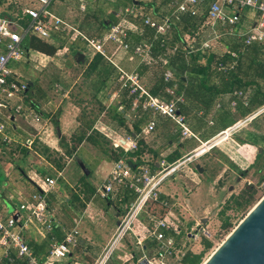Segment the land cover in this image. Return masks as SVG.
Instances as JSON below:
<instances>
[{
  "label": "crops",
  "instance_id": "0c3cea01",
  "mask_svg": "<svg viewBox=\"0 0 264 264\" xmlns=\"http://www.w3.org/2000/svg\"><path fill=\"white\" fill-rule=\"evenodd\" d=\"M67 3H72L73 12H77V15H73L72 19L75 28L60 30L61 33L53 31L48 39L30 34L56 47L61 44L57 54L48 56L30 50L26 51L22 61L9 64L13 75L12 80L25 83L29 89L28 95L22 93L6 99L0 94V103L5 104V107H0V123L5 126L4 133L0 134V170L5 176L0 174V210L5 218L15 213H21L24 216L27 223H22L15 231L21 234L23 242L30 249L32 256L41 264L45 262L51 246L62 241L65 232L71 230L78 231L76 246L64 259L49 264H93L104 249L111 245L120 220L135 199L134 192L126 188L119 189L118 194L109 196L108 199L99 196L98 189L107 182L115 162L111 157V151L121 149L127 153H134L127 160H120L131 164L133 169L140 164H145L151 173H155L163 164H171L169 163L170 159L179 157L177 162L181 161L182 158L190 155L199 143L207 141L220 131L243 121L261 107L248 110L254 97L259 98L260 94H264L263 82H260L262 89L258 92V88L251 85L236 87L227 78L196 76L183 71L182 76L185 81L180 88V90L182 89L180 94H176L177 88L179 90L176 76L173 77L171 83H166L167 86L172 85L174 95L167 94L165 89V93L171 97L170 101L181 97V101H175V106L194 134V137L190 138L181 137L178 127L171 120L153 114L149 110H142L140 107L133 108V97L126 89L121 88L117 80L119 69L128 73H137L142 86L149 92L162 73L163 81L166 71L173 73L169 66L162 70V66L166 62L160 64L159 58L153 55L154 41L160 34H156L151 27L145 25L144 19L150 18L159 21L158 16L161 15L164 16L163 18L171 17L170 19H172L181 13H176L175 7L171 3L165 4L162 0H132V4H126L125 0H61L55 2L52 0L49 10L57 17L65 18L64 8ZM38 4L37 0H0V16L20 21L27 15L26 9L37 8ZM104 5H107L108 12L115 10V15L121 16L117 23L126 20L135 24L134 16L126 14L125 10L134 8L136 15L141 14L143 10L145 16L141 24L149 28L153 40H149L145 36L144 27L135 24L137 29L128 31L125 39L128 45L127 49H122L109 42L105 45L104 51L109 64L114 58V53L108 51L107 47H117L120 53L117 56V60L120 59L118 64L112 63V65H116H113L117 70L115 77L107 74V70L111 68L107 64L103 74L83 78L81 73L86 68V63L91 62L98 53H94L80 35L88 38H100L112 25L100 36H97L98 33L95 32L90 33L95 35L94 37L78 30L77 26L81 21H84L85 14L83 12L87 6L97 8ZM106 14L101 17H106ZM239 15V22L233 27L234 34L232 35L228 34L227 27L221 26L219 23H216L214 28L206 25L205 18L198 30L193 32L194 34H184L183 49L195 48L215 34H221V36L219 40L212 42L210 50L219 52V54L225 50L221 45L224 38L243 43L242 35L254 25L257 14L252 10L242 9L239 11ZM189 29L187 28V30ZM62 33L70 36V42L73 43V73L75 72L73 79L66 77L64 65H57L58 70L62 72L61 75L64 76L54 79L57 82L55 83V92L50 93L43 86L45 81L42 82V80L45 77H39V80L35 81L23 80L18 77V69L23 63H31V55H36L39 59L38 67L40 68H46L48 62L53 61L52 57L58 56L62 61L67 62L71 54H66L65 50L62 51L64 46ZM135 37H140V40L136 41ZM138 45L150 46L151 53L146 57L134 54V49ZM257 45H259L258 50L263 65L264 44ZM1 52H3V48L0 46ZM227 53L231 52L227 50ZM80 54L84 56L83 62L77 61ZM42 57L50 58V60H42ZM199 63L206 65V62ZM234 66L235 62L230 65V68L232 69ZM243 67H247V65L244 64ZM217 70L226 71L221 63L217 64ZM54 81L50 79L49 83H54ZM245 81L248 83L250 78L246 77ZM235 92H240V94L236 95ZM150 95L165 100L160 96ZM26 99L31 100V104L28 103V105ZM126 100H131L128 112H125L123 108ZM32 103L36 107L33 108ZM177 103H180L179 107ZM18 106H21L20 112H16ZM119 112L124 114L130 129H132V123L140 121L138 135L129 134L116 124L115 116ZM34 115L38 116V121L35 120ZM261 115L264 113L238 127L229 139L218 147L193 161L186 162L173 173L171 176L173 181L179 183L183 181L184 190L182 189L181 192L178 190L175 197H171L159 189L160 201L156 202L158 206L151 211L148 207L137 217L132 224L131 232L114 245L105 264H138L143 258L156 260V264L160 263L157 258L160 242L154 237L148 236L154 230V225H150V217L163 219L170 226L169 229H159L166 239L172 241V255L167 257L170 259L169 261H173L177 250H180L177 237L182 229H185V226L190 227L191 222L201 221L203 224L207 223V227H209L211 222L206 218V214L220 203L219 197H222L231 178L236 177V183H244L246 175L251 173L250 170L258 166L256 161L259 159L263 161V164L258 166L257 170L258 172L264 170V117H261L260 121H256ZM152 119L155 122V128L145 135L143 130ZM53 120L58 123V127L53 124ZM78 137H84V140L68 158L67 152L70 151L73 143H77ZM131 139L141 143L135 150H127ZM117 142L121 143L122 147L116 148L114 143ZM21 149H25L26 152H22ZM16 150L22 155L21 157H17ZM60 165H62L61 170H58ZM197 166L202 169L201 172L196 169ZM187 172L193 177H189L188 181L184 179L187 175H183ZM46 178L55 180L53 187L46 185ZM204 179L206 182L202 187ZM22 180L32 186L27 195L21 194L22 192L19 195L18 190L20 191V189L9 185L11 181L19 184ZM60 180H63L68 188L64 196L56 193ZM231 190L232 188L229 191ZM35 193L46 195L47 215L55 224L49 233L45 232L44 228L35 220L28 218V213L34 203L32 196ZM204 195L209 196L210 202H205L202 199ZM16 196L19 197L16 198ZM235 198L233 195L230 201L225 202L224 208L227 207L230 210L234 207L235 210H240L235 206ZM162 202H165L166 206ZM21 205H26L27 209L20 210ZM174 207L181 209L185 217L175 214ZM138 239L141 241L140 245H136ZM120 241L123 248L114 254L113 251ZM127 244L134 245L136 251L125 249ZM139 250L140 254L137 255ZM139 255H141L140 258ZM16 260L28 264L27 259L17 256V249L10 247L7 250L0 245V264H5V262L14 264ZM162 262L164 264V261Z\"/></svg>",
  "mask_w": 264,
  "mask_h": 264
},
{
  "label": "built area",
  "instance_id": "2783aa9c",
  "mask_svg": "<svg viewBox=\"0 0 264 264\" xmlns=\"http://www.w3.org/2000/svg\"><path fill=\"white\" fill-rule=\"evenodd\" d=\"M38 7L26 9L25 13L30 17V23L23 27L17 20L9 18L7 16H0V46L3 48V52L0 53V94L6 99L22 94L27 89L25 83H18L12 80V71L9 68L10 63H17L21 61L26 51L22 47V40L27 34H35L43 39L51 37V33L55 30H72L65 25L61 18L57 17L50 12L49 7L52 0H37ZM201 3L207 4L206 25H210L211 28L215 27L216 23L228 28V34H234L235 25L239 22V11L242 9H249L257 14V20L254 25L242 35L243 43L246 47L253 44H264V0H171V4L175 7L176 13H183L192 6H196ZM193 11V10H192ZM194 12V11H193ZM126 14L135 16L136 11L134 8L125 10ZM144 24L151 27L156 34H165L171 25L169 17L162 19L161 21L152 20L150 18L144 19ZM137 26L126 20L112 25L106 34L100 38H88L80 35L85 44L94 52L106 57L104 51L105 45L109 42L118 45L122 49H127L128 45L125 39L128 35V31L136 30ZM227 34V32H226ZM221 34H215L203 41L198 50L206 51L212 48V42L220 39ZM176 48H173L175 51ZM188 53L195 51L193 48H186ZM151 53L150 46L138 45L134 49V54L138 56H147ZM232 57L236 54L231 52ZM109 60V59H108ZM264 67V62H263ZM174 74L171 71L164 73L165 83H171ZM118 82L121 88L126 89L128 93L133 97V108H141L142 110H149L153 114H158L171 120L179 129L181 137L190 138L194 137L189 127L185 122V118L178 113L175 106L177 101H181V97H177L175 100L165 101L151 96L142 86L140 77L137 73H128L119 69ZM166 93L173 96L174 89L172 85H168ZM239 95L240 92H235ZM176 101V102H175ZM0 107H5V104L0 103ZM21 106L16 108V112H20ZM264 113V104L257 109L254 113L246 117L243 121L234 124L233 126L220 131L211 139L201 142L200 145L192 151V155L186 159L185 162H190L210 152L212 149L218 147L221 143L229 139L231 134L238 129L241 125L253 120L256 116ZM36 121L38 116L34 115ZM155 128V122L152 119L146 128L143 130L145 135L152 132ZM5 126L0 123V134L4 133ZM137 142L130 140L127 150L137 149ZM116 148L122 147V144L114 143ZM126 149V148H124ZM185 162L174 164H163L161 168L155 173H151L148 166L140 164L133 169L131 164L124 160H118L114 162L110 171L107 182L98 189L99 196L103 199H108L109 196H113L119 193V189L126 188L132 190L135 194L134 201L126 209V212L120 220L114 239L109 247H106L101 256L93 264H105L110 257V252L114 245L121 239L125 238L129 232H131L133 222L144 212L152 203L160 201L159 187L168 178L173 175ZM45 183L49 187H53L55 180L46 178ZM258 189L263 191L264 195V181L259 185ZM33 206L28 213V218L35 220L49 233L54 227V221L47 215V202L46 195L43 193H35L32 196ZM166 206L165 202H162ZM26 205H21L20 210H26ZM150 221L153 222L154 230L148 235L154 237L160 242L157 258L159 264H163L167 257L172 255V241L166 239L159 229H169L170 226L163 219H156L150 217ZM27 223L24 216L21 213H15L10 217L5 218L0 210V245L7 250L10 247L17 249V256L19 258H25L28 264H41L38 263L31 254L28 246L23 242V238L20 233L15 229L19 228V225ZM78 231L71 230L65 232L63 240L59 243H54L46 257V260L42 264H49L61 261L71 253L73 247L76 246V235ZM141 241L136 240V245H140ZM148 260V259H147ZM149 264H156V260H148Z\"/></svg>",
  "mask_w": 264,
  "mask_h": 264
},
{
  "label": "trees",
  "instance_id": "16d2710c",
  "mask_svg": "<svg viewBox=\"0 0 264 264\" xmlns=\"http://www.w3.org/2000/svg\"><path fill=\"white\" fill-rule=\"evenodd\" d=\"M55 1H61V0H54ZM126 4H132V0H125ZM149 1V0H148ZM165 4L171 3V0H162ZM148 5V2L146 6ZM194 12H193V11ZM207 12V6L206 4H198L196 6H192L187 11L177 15L176 17H173L171 20V25L168 31L156 37V40L154 41L153 46V55L159 58V63L164 64L162 66V70L167 68L168 66L173 70L174 76H176V81L179 85V90L177 88L176 94H180V88H182V85L184 84L183 79V71L189 72L191 75L196 76H218L221 78H227L231 84H235L236 87L238 86H246L251 85L258 88V92L262 89L260 82L264 83V68L262 65V58L260 55V52L258 50L257 44H253L251 46H244L242 42L235 41L233 39H226L224 38L222 40L221 45L225 49L224 52H214L211 50L206 51H200L198 50L199 45L193 49L195 51L188 53L186 50L183 49L182 44H184L183 36L184 34H194L193 32L198 30L199 25L204 21L206 18ZM85 14L84 21H81L79 23V26H77V29L88 33L90 37L94 36L90 33L95 32L98 33L97 36L102 35V33L107 30L111 25L117 23L121 16L115 15L114 11H107V5H104L103 7H90L87 6L85 11L83 12ZM106 14V17L99 16ZM6 15V13H4ZM145 14L143 13V10L141 14H137L134 16L133 22L139 26L144 27L145 29V36L150 40L152 38V33L150 32L149 28L144 26L143 24V17ZM164 16H158L160 18L159 21H161ZM94 20H90V19ZM171 18V17H170ZM19 21V20H18ZM19 23L26 27L30 23V17L28 15H25L23 19L19 21ZM95 25V26H94ZM187 28H190L187 30ZM136 41L140 40V37H135ZM22 47L25 51H38L43 54H46L48 56H54L57 54L58 50L61 47L60 45L54 46L51 44L46 43L43 40L35 38L33 35L27 34L24 36L22 40ZM176 48L175 51H172L173 48ZM244 47V48H243ZM227 50L229 52H233L237 54L235 57H232L230 53H227ZM246 60H248L246 62ZM189 62V63H188ZM199 62H206L205 64H201ZM235 62V66L231 69L230 65ZM199 63V64H198ZM221 63L222 66L225 68V72L218 71L217 70V64ZM86 68H84V71H82L83 78H88L89 76L96 75V74H103L104 69L106 68L107 64L111 66L107 71V74L109 75H115L117 70L114 68V66L107 62V59L97 54L94 59L86 63ZM244 64L247 65V67H243ZM162 73V72H161ZM163 74V73H162ZM158 77V81L155 84L151 90H149V94H152L154 96H160L164 98L167 101H170L171 97H169L165 93V87H167V84L163 81V75ZM115 77V76H114ZM246 77L250 78V81L246 83L245 79ZM228 85V84H227ZM229 86V85H228ZM28 86L26 91L23 92V94L28 95ZM264 91V87H263ZM126 94V93H125ZM258 94V93H257ZM260 94V93H259ZM29 97V96H28ZM27 97V98H28ZM30 98V97H29ZM27 104H31V100L26 99L25 100ZM28 104V105H29ZM131 100L124 101V111L128 112L130 108ZM264 104V94H260L259 98L256 96L254 97V100L251 102L250 107L248 110L256 109L259 106H262ZM177 106H180V103H177ZM32 107H36L34 103H32ZM115 121L116 124L123 128L127 133L132 135H138L140 132V121H137L135 123L131 124L132 129L127 126V121L124 117V114L122 113H116ZM53 124L58 127V123L53 120ZM88 140L90 139L87 138ZM84 140V137H78L77 143H73L72 148L69 152H67V157L70 158L71 154L74 152L76 147ZM61 141V140H60ZM141 143L137 142V146ZM22 152H26L25 149H21ZM111 157L116 162L120 159H126L130 156H132L134 153H127L123 150H114L110 152ZM179 157H175L170 159L169 163L174 164L177 162ZM62 165L58 166V170H61ZM154 167V166H153ZM253 188L249 187L246 188L243 192V197H239L238 199H234L235 206L237 208H242L245 205H248L250 203V199L252 198ZM158 206L157 203H152L148 209L150 211ZM161 206V205H160ZM162 208V206H161ZM228 208H224V210L220 213V217L222 219L221 223V230L224 232H230L232 228V224L230 223L229 217H224L226 214V211ZM230 230V231H229ZM61 240V239H60ZM61 242V241H58ZM202 247L203 250L199 253H191L186 252L181 257V264H202L203 257L206 254L207 251H209L213 247V243L207 239L202 240ZM5 264H8L5 262ZM14 264H25L24 262H18L17 260L14 261Z\"/></svg>",
  "mask_w": 264,
  "mask_h": 264
},
{
  "label": "rangeland",
  "instance_id": "374dc122",
  "mask_svg": "<svg viewBox=\"0 0 264 264\" xmlns=\"http://www.w3.org/2000/svg\"><path fill=\"white\" fill-rule=\"evenodd\" d=\"M64 10L66 11L64 14L65 18H62V17H60V18L62 19V21L65 25H67L69 28H73L74 26H73V20L72 19H73V15L74 16L77 15V12H75V11L73 12L72 3H67L65 5ZM99 18H101V16ZM90 20H94V19L92 18ZM55 32L58 33V32H60V30H55ZM86 34L89 36L88 33H86ZM94 36H92V37H94ZM69 37L70 36H67L64 34L62 35V39L64 41V44H63L64 46H63L62 51L65 50L66 54H71V56L67 62L62 61V59L58 58V56L52 57L51 59L53 61L48 62L46 68H40V67H38L39 59L36 57V55H31V57H30L31 63L27 64V63L22 62L23 65L18 69L19 70L18 77H20L23 80L29 79L32 81L39 80V77H45V79L42 80V82L45 81L43 83V86L46 87L47 88L46 91L50 92V93L55 92V83H57V82L54 81V79L59 77V76H64V75H61L62 72L60 70H58L57 65H64V72L66 74V77L73 79V74L75 73V72L73 73V58H72L73 43L70 42ZM71 40H73V39H71ZM105 49H106V47L104 48V50ZM107 50L114 53V55H113L114 58L112 59L113 62L110 61L111 64L112 63L118 64V61L120 60V59L117 60V56L120 54L118 51V48L114 47V46H108ZM43 59L50 60V58L47 59V58L42 57V60ZM115 64H113V65H115ZM50 79L53 80L54 83L50 84L49 83ZM46 83H48V84H46ZM70 86L73 87V85H70ZM259 117L260 118L256 121H260L261 117L263 118L264 115H261ZM254 124H255V122H254ZM199 145H200V143H199ZM16 153L18 154L17 157L22 156L18 151ZM189 156L190 155L185 156L184 158L181 159V161H179L177 163L185 162ZM256 162H257L258 166H261L263 164V161L260 159L257 160ZM258 166H255L250 170L251 173L246 175L247 176L246 181L242 184L236 183V180H235L236 177L231 178L230 183H228L225 191L222 193V197H219L220 203L218 205L214 206L212 208V210L208 214H206V218L209 219V221L211 222L209 227H207V225H208L207 223L203 224L201 221H198V222L194 221V222H191L190 227L185 226V229H182V232L177 237L178 246L180 244V246H179L180 250H177V253L175 255L176 257L174 258L173 261H169L170 259L166 258L164 260V264H181L180 259H181V256L183 255V253H185V252L199 253L203 249V247H202V240L203 239H207L213 243V247L209 251H207L206 254L204 255L203 262L210 256V254L215 250V248L231 232L230 230H232L240 222V220L246 215V213L264 196L263 191L258 189L259 185L264 181V170H260L258 172V170H257ZM0 172H1L0 174H2V176H4L3 175L4 173H2L1 170H0ZM181 174H183V173H181ZM183 175H187L184 177V179L187 181H188L189 177L193 178L189 172L184 173ZM205 177H206V174H205ZM204 182H206L205 179L202 182V185H201L202 187H204V185H205ZM182 184H184L183 181H181V183L175 182V181H173L172 177H168L161 184L159 189H160V191L164 192L165 194H168L171 197H175L178 190L180 192L182 191V189L184 190V187H183L184 185H182ZM9 185H11V186L14 185L15 187H18L20 189V191L18 190L19 195L21 192H22L21 194H25V195L29 194L28 192L31 191V188H32V186L29 183H27V182L25 183V180H22L19 184H16V182L11 181V182H9ZM249 186L253 187V192H252L253 194H252V198L250 199L251 200L250 203L248 205H245L242 208H240V210H235V208L233 207V209L231 208L230 210L226 211V214L224 217H229L230 223L232 224V228L229 230L230 231L229 233L222 231L221 230L222 219H221L219 213L225 207V202L230 201L231 197L233 195L236 197V199H238L239 197H243V195H241V194L244 192V190L246 188H249ZM231 188H232V190L229 191ZM67 189H68L67 185L64 183V181L60 180L57 184L56 193L60 196H64L67 192ZM18 197L19 196H16V198H18ZM202 199L205 202H210V200H211V199H209V196L207 197L206 195H204ZM16 201H18V200H16ZM212 201H213V199H212ZM173 211L178 216L185 217V214H183L181 212V209L174 207ZM150 225H153V222H151ZM196 227H198V228H196ZM122 248H123V244H121V241H120L117 244L116 248L114 249L113 253L116 254V253L120 252V250ZM125 249H128V250L133 249V251H134L135 247H134V245H128L127 244ZM138 254H140V250H139V252H137V255ZM140 257H141V255H139V258ZM152 258H154V257H152ZM61 264H63V263H61ZM108 264H110V263H108ZM130 264H135V263H130Z\"/></svg>",
  "mask_w": 264,
  "mask_h": 264
},
{
  "label": "water",
  "instance_id": "95a60500",
  "mask_svg": "<svg viewBox=\"0 0 264 264\" xmlns=\"http://www.w3.org/2000/svg\"><path fill=\"white\" fill-rule=\"evenodd\" d=\"M77 61L83 62L84 56L80 54ZM138 264L149 262L143 258ZM202 264H264V196Z\"/></svg>",
  "mask_w": 264,
  "mask_h": 264
}]
</instances>
